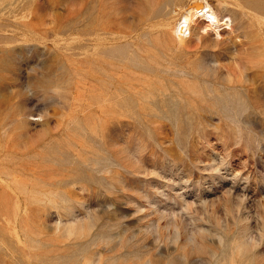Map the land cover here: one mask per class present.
I'll use <instances>...</instances> for the list:
<instances>
[{"label":"rangeland","instance_id":"374dc122","mask_svg":"<svg viewBox=\"0 0 264 264\" xmlns=\"http://www.w3.org/2000/svg\"><path fill=\"white\" fill-rule=\"evenodd\" d=\"M0 264H264V0H0Z\"/></svg>","mask_w":264,"mask_h":264},{"label":"bare ground","instance_id":"6f19581e","mask_svg":"<svg viewBox=\"0 0 264 264\" xmlns=\"http://www.w3.org/2000/svg\"><path fill=\"white\" fill-rule=\"evenodd\" d=\"M199 17H201V19L203 18L204 21H206V23L201 27L202 33H206L212 25V14L210 13L209 9L207 10V7L205 12H203L202 10L198 11V7L195 4L190 5L188 9L183 8L181 10L180 18L175 26V34L179 42L182 41L185 32L188 30L187 24L198 21Z\"/></svg>","mask_w":264,"mask_h":264}]
</instances>
